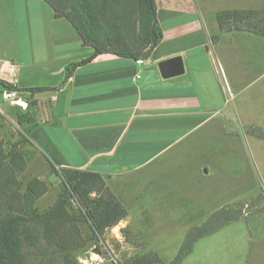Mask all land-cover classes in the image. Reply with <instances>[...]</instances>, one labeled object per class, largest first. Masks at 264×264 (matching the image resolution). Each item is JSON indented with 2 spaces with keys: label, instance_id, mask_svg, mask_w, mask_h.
<instances>
[{
  "label": "crops",
  "instance_id": "0c3cea01",
  "mask_svg": "<svg viewBox=\"0 0 264 264\" xmlns=\"http://www.w3.org/2000/svg\"><path fill=\"white\" fill-rule=\"evenodd\" d=\"M37 3L45 23L36 25L37 47L29 48L30 58L21 55L11 29L0 42V80L17 86L27 102L33 123L26 137L45 160L57 169L97 173L113 192V177L147 167L188 131L213 120L227 128L228 106L235 108L237 98L243 103L245 91L264 83V38L220 31L217 9L205 17L198 4L188 12L156 5L162 38L148 57L103 53L75 65L93 48L81 43L66 19L54 18L43 0ZM174 57L181 58L183 73L164 78L159 63ZM214 234L216 243L208 247L217 248L192 247L180 264L186 258L189 264H264V250H251V236ZM204 236L211 237L196 241Z\"/></svg>",
  "mask_w": 264,
  "mask_h": 264
},
{
  "label": "rangeland",
  "instance_id": "374dc122",
  "mask_svg": "<svg viewBox=\"0 0 264 264\" xmlns=\"http://www.w3.org/2000/svg\"><path fill=\"white\" fill-rule=\"evenodd\" d=\"M154 1L158 8L185 12L198 4L205 17L213 9L219 13L222 9L264 8V0ZM38 9L37 0H0V42L9 38L13 29L20 54L30 58L29 48L37 47L36 28L45 24L40 20L44 14ZM263 85L262 81L245 91L243 103L237 98V108L228 106L227 128L213 120L188 131L177 145L170 146L147 167L113 177L114 192L107 186V178L101 176L103 187L126 209L127 216L98 238L82 221L76 201L66 194L50 161L28 142L20 126L24 113L0 94V141L6 156L1 160V169L15 177L14 187L22 203L27 200L26 188L31 180L38 179L45 185L46 193L33 206L40 213L54 206L62 194L67 195L66 210L75 216L74 223L85 242L82 248L69 253L78 264H131L137 258L154 256L163 264H171L189 239L206 229L211 230L207 233L211 237L196 241L193 249L217 248L208 245L216 243L213 233H218L236 235L238 240L251 236V250H264ZM235 110L240 111L242 124L236 122ZM28 113L32 116V111ZM11 150L22 154L26 163L23 170L10 166ZM0 199L5 204L6 197ZM5 205L0 214L8 212ZM34 235L37 239L33 246L23 245L28 264H64L66 252L47 246L38 233ZM182 264H189V259Z\"/></svg>",
  "mask_w": 264,
  "mask_h": 264
},
{
  "label": "trees",
  "instance_id": "16d2710c",
  "mask_svg": "<svg viewBox=\"0 0 264 264\" xmlns=\"http://www.w3.org/2000/svg\"><path fill=\"white\" fill-rule=\"evenodd\" d=\"M53 11L56 19H66L75 29L81 43L93 48V53L75 65L91 61L103 53L120 57L146 58L162 38V30L156 20L154 0H43ZM220 31H246L264 38V8L261 11H221L216 14ZM136 33V34H135ZM218 37H213L216 41ZM3 90L17 91V86L0 80ZM46 88H32L29 91L42 92ZM10 105V104H9ZM13 107H18L11 105ZM19 108V107H18ZM20 109V108H19ZM33 115L24 110L20 126L27 134ZM27 138V137H26ZM28 140V138H27ZM29 143H31L28 140ZM10 166L16 170L25 168V160L18 151L11 150ZM3 144L0 141V210L5 205L8 212L0 214V264H28L23 253L24 243L33 246L35 233L41 235L47 246L66 252L64 264H78L69 253L83 247L76 218L66 210L68 194L78 206L79 214L95 238L104 230L117 225L127 216L126 209L104 188L101 176L90 171L51 168L65 185V195H61L54 206L40 213L34 203L47 191L38 179L27 184V200L20 202L15 177L1 169L4 159ZM100 185V186H99ZM96 193L94 197L90 195ZM2 200V199H0ZM23 207V208H22ZM25 212L27 215L25 216ZM14 213V214H13ZM206 229L196 237L190 238L180 255L171 264H180L191 251L199 237L209 233ZM131 264H163L156 256L140 257Z\"/></svg>",
  "mask_w": 264,
  "mask_h": 264
},
{
  "label": "water",
  "instance_id": "95a60500",
  "mask_svg": "<svg viewBox=\"0 0 264 264\" xmlns=\"http://www.w3.org/2000/svg\"><path fill=\"white\" fill-rule=\"evenodd\" d=\"M159 68L164 78L178 76L183 73V64L180 57H174L160 62Z\"/></svg>",
  "mask_w": 264,
  "mask_h": 264
},
{
  "label": "built area",
  "instance_id": "2783aa9c",
  "mask_svg": "<svg viewBox=\"0 0 264 264\" xmlns=\"http://www.w3.org/2000/svg\"><path fill=\"white\" fill-rule=\"evenodd\" d=\"M139 63H142V61H139ZM1 97L4 101H7L10 105L18 106L22 110L28 109L27 102L22 98H19L17 96V92L14 90H3L1 92Z\"/></svg>",
  "mask_w": 264,
  "mask_h": 264
}]
</instances>
